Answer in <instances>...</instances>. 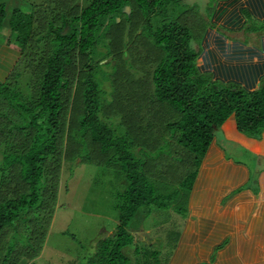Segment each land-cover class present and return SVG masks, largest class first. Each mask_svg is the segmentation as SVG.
<instances>
[{"label":"trees","instance_id":"1","mask_svg":"<svg viewBox=\"0 0 264 264\" xmlns=\"http://www.w3.org/2000/svg\"><path fill=\"white\" fill-rule=\"evenodd\" d=\"M169 1L86 0V4L82 1L76 13L60 12L56 15V20L61 22L48 19L49 30L46 34L38 35L40 42L37 46L50 37V51L40 82L34 81V90L38 93L35 104L36 92L29 105L18 103L20 93L11 89L8 80H0V96L3 97L0 103L4 104L2 110H15L18 115L17 122L13 125L10 121L11 127L5 132L10 134H4V137L11 135L15 138L13 149L3 150L4 166L10 168L12 173L13 168L20 164L21 179L28 185L27 188H20L24 190L20 196L17 183L14 187L17 190L9 191L6 188L0 195V264H18L21 256L31 252L24 251L21 246L23 235L19 234L22 231H19L18 223L20 219L26 220L33 215L30 213L31 216L26 218L27 210L39 207L38 185L42 178L47 182L46 177H51L46 167L48 160L54 157L59 159L63 153L59 151L58 130L62 111L69 103H65V98L70 99L67 93L75 81V76L68 70L75 66L76 57L85 59L77 85V95L81 93L83 96V105L82 111L73 115L74 123L68 130L71 138L67 142L68 148L71 143L80 144L71 135L76 126L77 130L86 133L87 142L91 138L99 153L108 154L114 159L119 157L128 178V186L121 193V203L118 204L120 214L117 229L111 234L102 232L98 238L99 246L89 264H147L143 259L144 252L138 245L140 235L136 237L132 231V227L137 226L139 210L147 206L143 211L145 215L154 208L173 207L179 213L186 212L185 203L201 160L214 141L215 131L230 119L235 121L238 130L261 137L264 130V81L258 89L249 90L237 84L222 86L218 81H212L211 77L207 79L202 76L204 73L197 66L199 51L192 45L197 39L182 21V13L176 16L174 11L163 9ZM6 7L4 2L0 3V31L9 21L11 34L8 33V36L19 43L23 53L28 52L30 39L35 32L36 15L33 11L25 13L14 8L8 19ZM58 7L57 2L55 10ZM126 20L128 25L135 22L136 26L123 32L122 27L127 26ZM192 24L196 26L195 22ZM114 26H121V38L117 37L121 33L110 37ZM147 43L158 48L160 59L149 82L145 84L147 78L143 73L127 69L139 61L140 57L134 52L140 50L135 45L139 44L141 48ZM114 47L119 48L117 54ZM127 50L130 61L125 60ZM36 57H39L38 53ZM107 58L110 60L102 64L101 61ZM120 65L125 70L121 77L118 75ZM105 66L111 67L112 71L108 72ZM122 80L128 82L129 91L133 92L131 99L136 106V109L126 112L119 111L120 102L115 98L123 88ZM143 88L148 89L149 93L137 94ZM13 98L17 103L11 105ZM6 101L8 105L5 106ZM159 108L163 110L162 119L167 122L166 129L172 133L155 135L151 130ZM22 111L29 112L28 117L25 113L20 116ZM177 111L180 119L171 121ZM148 123L150 125L147 126ZM8 125L0 121V127L7 128ZM137 132L140 139L136 137ZM168 136L169 141L174 140V143L178 142L192 152V163H195L191 171H185V179L181 177L179 186L184 187L178 189L173 199L171 192L160 193L168 191V180L151 175L148 163L152 161L137 162L134 158V145L137 142L153 145L157 144L154 140L163 142ZM168 159L172 161L171 153ZM171 161L166 160L165 167ZM154 165L152 162L150 167L155 170L158 164ZM58 182L57 179L54 188ZM10 192L16 193V196L13 197ZM181 195L184 205L172 206L173 200ZM129 245L135 246L133 257L125 252Z\"/></svg>","mask_w":264,"mask_h":264},{"label":"rangeland","instance_id":"2","mask_svg":"<svg viewBox=\"0 0 264 264\" xmlns=\"http://www.w3.org/2000/svg\"><path fill=\"white\" fill-rule=\"evenodd\" d=\"M82 1L86 4V0H0V3L4 2L7 6L8 19L14 8H19L25 13L33 11L37 18L35 20V32L30 39L29 48H27L28 52L25 51L23 53L19 43L8 36V33L11 34L9 32L11 29L8 19V24H5L0 31V80H8L11 89L20 93L18 103H25L26 105L31 103L30 101L34 98V93L36 92L33 86L34 81L40 82L46 67L50 51V37L43 40L40 46H37V43L40 42L38 35L46 34L49 30L48 19L51 18L53 22L57 21L56 23L61 22L59 19L56 20V15L60 14V12L66 14L76 13ZM217 1L170 0L163 9H167L169 12L174 11L176 16L182 13V21L192 30L194 39H197L193 41L195 45V42L200 43L201 41L203 28L209 27L208 22L211 20ZM57 2L59 7L55 10ZM127 11L129 12L130 9L127 8ZM193 22L196 23V26L192 24ZM126 24V27H122L124 28L123 32L130 30L131 26H136L135 22L133 25H128L127 20ZM249 28L258 29V31H255L256 33L260 30L263 31L264 20L249 19ZM119 33H121V26H114L110 32V37ZM121 36L122 33L117 37L121 38ZM145 38L148 39L147 37ZM132 41H138V39H133ZM114 48V53L117 54L116 51L119 48ZM135 48L140 50H135L134 52L135 55L140 57L139 61L134 63L135 66L129 64L130 68L127 70L138 72V74L143 73L147 78L146 84L149 82V77L152 76L153 70L160 59V53L158 48L148 43L142 45L141 48L139 44H136ZM36 53L39 54V57H36ZM125 57L127 61L128 50ZM83 60L85 59L81 56L76 57L75 66L68 70L71 75L75 76V81L70 92L67 93L70 99L65 98V103L69 102L68 106H65L60 117L58 130L59 151L63 153L59 159L54 157L48 160L46 165L49 174L55 180L51 177H46V182L42 178L37 191V197L41 199L39 207L36 206L35 209L27 210L26 218L28 215L31 216L30 213H33V215L26 220L20 219L18 223L19 231L21 229L23 232L19 233L23 235L20 242L21 246H23L24 251H31L29 254L21 256L18 264H89L99 246L100 241L98 242V238L103 233L111 234L117 229L120 214L118 208V204L121 203L120 196L128 186V178L122 166L123 162L119 157L114 159L108 154L99 153L94 147L91 138L87 142L86 133L82 130H77L76 126H74L71 135L72 139L79 141L80 144L71 143L70 148H68L67 144L71 139L68 136V130L71 124L73 125L74 123L73 115L82 111L83 96L81 93L77 95V85ZM108 60L110 58L101 61V63L104 64ZM128 60L130 61V59ZM113 61L117 62L116 60ZM104 68L108 72L112 71L111 67L105 66ZM124 73V67L120 65L118 75L121 77ZM146 73H148V76ZM202 76L207 79L210 78L209 74ZM120 82H122L123 88L117 92L115 97L120 102L119 111L126 112L136 109L131 99L133 92L129 91L128 82L123 80ZM224 84L222 81L219 83L222 86ZM138 92L136 91L137 94L149 93L148 89L144 88ZM105 97L106 99H111L109 96ZM37 98L38 93L36 92L34 104ZM2 100L3 97L0 96V101ZM10 102L11 105L13 102L17 103L14 98ZM2 105L4 104L0 103V121L2 120L9 125L7 128L0 127V136H2L0 140V164L3 163L0 169V195L2 196L1 193L6 188L9 191L17 190L18 188H14L17 183L19 186L18 196H20L24 191L20 188L28 187L21 179V165H16L11 173L10 168L5 167L3 162V150L11 151L15 141L14 136L7 135L4 137V134H10L5 132L11 127L10 121L13 122V125L17 122L18 115L15 110L13 112L11 110L3 111ZM6 105H8V101H6ZM3 112L5 115L2 116L1 113ZM23 113L28 117L29 112L22 111L20 116ZM162 116L163 110L157 109V117L153 122V128H151L155 135L172 133L170 129H166L167 122L165 123ZM180 117L181 115L177 111V115L171 121H177ZM112 123L114 124L113 121ZM262 132L261 137L264 136V130ZM215 134L218 139L217 144L225 150L227 157L235 161L244 162L250 167L253 176L249 185L254 187L255 190L258 189L259 176L264 171V154L251 151L252 149L247 147L243 141L229 139L222 127H220V130L215 131ZM136 137L138 139L141 138L138 132ZM166 138L163 142L154 140L157 144L153 145L137 142L134 145V151L136 152L134 158L137 162L150 160L155 163L154 167L158 164L155 167V171L150 167L152 162L148 163V170L151 175L168 180L166 185L168 191L163 190L160 193L171 192L173 199L178 189L184 187L179 186L182 181H180L181 177L185 179V171H191L192 165L195 164L192 163V155L194 154L180 143H174V140L169 141V136ZM170 153L172 161L168 159ZM156 158L159 159L157 160ZM166 160L171 162L165 167ZM167 173L169 176L166 177ZM56 174H58V178H56ZM57 179L59 181L58 186L54 188ZM10 193L13 197L16 196V193ZM177 204L184 205L182 195L174 199L171 205L176 206ZM146 207L143 206L139 210L136 216L137 223L140 214L144 217L145 212L143 211ZM188 212V209L186 212L179 213L172 208H154L150 214L146 213L143 225L149 230L150 235L145 239V236L140 235L138 245L144 252L143 259L147 261V264H157V262L167 264L171 254L175 253L179 243L178 239L181 237L180 232L183 230ZM133 222L130 226H132ZM136 241L137 239H135ZM134 247V245L127 246L125 252L133 257Z\"/></svg>","mask_w":264,"mask_h":264},{"label":"crops","instance_id":"3","mask_svg":"<svg viewBox=\"0 0 264 264\" xmlns=\"http://www.w3.org/2000/svg\"><path fill=\"white\" fill-rule=\"evenodd\" d=\"M253 18L264 20V0L217 1L200 43L193 42L201 73L224 85L260 87L264 30L256 33L257 29L247 28ZM222 128L229 139L243 141L251 151L264 154V136L238 130L233 119ZM217 141L215 134L201 160L185 203L189 212L181 237L167 264H264V171L255 190L249 185L250 167L227 157ZM145 217L141 215L132 227L136 237L144 239L150 235L143 225Z\"/></svg>","mask_w":264,"mask_h":264}]
</instances>
